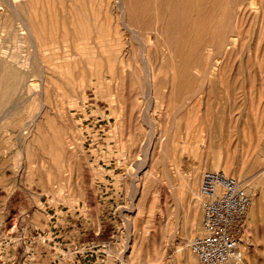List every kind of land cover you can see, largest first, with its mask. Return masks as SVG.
I'll return each instance as SVG.
<instances>
[{
    "label": "rangeland",
    "instance_id": "rangeland-1",
    "mask_svg": "<svg viewBox=\"0 0 264 264\" xmlns=\"http://www.w3.org/2000/svg\"><path fill=\"white\" fill-rule=\"evenodd\" d=\"M29 1H37L39 11L55 1V11L68 19L70 11L64 10L62 1L66 5L70 0ZM236 1L217 0L223 7H234ZM262 1L241 0L237 18L234 8L219 10L214 25L228 33L232 28L238 32L231 36L234 42L225 46L220 63L211 70V59L205 54L216 47L203 40L199 65H183L182 72L178 65L187 58L184 53L179 56L171 50L168 60L162 56L167 42L157 31L165 26L158 12H144L137 0L98 1L106 36L103 57L93 63L71 60L65 75L43 72L35 77L34 96L8 114L7 121L17 123L18 115L29 119L37 113L32 119L38 123L37 117L41 119L47 111L39 127L29 122L31 118H23L22 129L15 123L17 128L9 126L6 118L1 122L5 133L0 129V198H5L0 199V264H146L151 259L152 264H184L177 247L185 240V232L200 233L202 208L199 202L200 222L190 225L185 220L186 207L178 211L167 181L158 177L163 169L176 175L181 168L186 175L197 166L200 189L201 176L210 169L218 149L236 166L251 162L264 150ZM85 2L88 6L89 0ZM129 27L152 35L148 47L144 39L131 38ZM119 30L126 38L121 43L123 62L113 55ZM189 46L190 41L185 48ZM217 48L223 53V46ZM32 63L43 70L64 60L56 55L35 57ZM173 63L176 68L171 70ZM173 71L177 77L171 87ZM151 72L153 89L147 86ZM185 73L191 77L189 82ZM202 81L204 88L199 92ZM42 87L48 90L46 101ZM169 126L174 132L172 149L179 152L170 151L163 158L161 138ZM26 131L32 132L31 138L24 139ZM148 171L155 178L151 188L145 187ZM244 172L248 175L244 185L247 181L257 189L264 185V162ZM12 178L11 186L7 183ZM252 226L246 231L245 247L257 258L249 264H264V205Z\"/></svg>",
    "mask_w": 264,
    "mask_h": 264
},
{
    "label": "bare ground",
    "instance_id": "bare-ground-1",
    "mask_svg": "<svg viewBox=\"0 0 264 264\" xmlns=\"http://www.w3.org/2000/svg\"><path fill=\"white\" fill-rule=\"evenodd\" d=\"M98 1L89 0L88 6L85 0H70V2L66 5L64 4V1H62L64 10L67 9L70 11V13H68L67 19L65 15H59V12L57 10L55 11V1L50 2L48 4V9L42 8L39 11V4L37 1L33 2L29 0H0V124L5 118V120L7 121V118L11 116L12 112H15V110L18 111L19 108L21 109V107L26 104L25 102L29 101V99L34 96L32 94L33 90H35L33 88V81L36 76L41 75L43 72L51 73L52 76L56 75L57 72L59 74L65 75L67 71H69L68 67L71 69V60H74L75 62L93 63L103 57V37L106 38V36L103 32L102 19L99 15L101 10V4ZM137 1L140 4L143 3V6L140 5V7L144 12H146L148 9L155 10L159 13L161 21H165L164 27H157V31L163 34V37L167 42V49L162 51V56L164 59L168 60L169 55H171L172 53L171 50H173L179 56L184 53L187 58L184 59L182 65H178L181 72L185 71L187 66L191 63H196L199 65L201 54H204L201 50V46L203 45L201 42L203 40H208V42L211 43L210 45L216 47L215 51L205 54L211 59V70L213 66L218 65L220 63L219 57L221 55H224V53L227 51L225 46L228 43L234 42L231 36H234L238 32H233L232 28V31L228 33V31L225 32V28H221L219 26L214 25L216 22L217 13H220L218 11L222 9H225V11H231L232 8H234V16L237 18L242 9L240 5L243 2L239 0L236 1L234 7H232L231 5L223 7L221 4H218L217 0ZM30 5L31 9H29ZM191 12L194 13L192 17ZM224 18H226V12L224 14ZM130 21H132V19L128 20V22ZM70 25L73 28H71ZM60 26H64V28L61 30ZM129 29L132 32L131 38L140 37L144 39L148 47L149 41H151L152 39L151 34H149L148 32L144 34L141 30L137 31V29L133 27H129ZM116 34L118 45L113 49V55L114 57L118 58L121 62H123L124 52L121 43H123L126 38L124 37L122 30L116 31ZM3 36L4 38H2ZM226 37L227 39H230L227 42ZM107 41L109 42V39H107ZM189 41L190 46L188 48H185L187 47ZM219 46H223V53H221L220 48H217ZM147 47L145 48V50L147 53H149V48ZM59 48L63 50L59 51ZM24 51H27V54H24ZM56 55L62 58L64 60V63L58 64V66L49 64L47 66H44L45 68L43 70L36 63H32V60L35 57L49 59ZM171 60L175 62L176 56L172 55ZM183 65L186 68L182 67ZM175 68L176 65L173 63V65L171 66V70ZM198 68L200 69L201 67ZM172 73L173 74L170 79V82L171 87H174V85L176 84L175 80L177 74H175L174 71ZM150 75L151 78L148 80L147 86H150L151 89H153L154 87H156L154 80L155 75L153 76V72H151ZM184 77L185 80L189 82V79L191 78L189 73H185ZM165 83L167 85L168 80H166ZM188 86L190 85L188 84ZM42 88L44 95L43 100L46 101L49 97L48 90L45 87ZM203 88L204 86L202 81L200 86L198 87L199 92H201ZM145 90L146 89H143L144 93ZM40 95L42 96V94ZM36 98L33 99L34 102L35 100H37ZM188 100H186V102L191 103V101ZM8 114H10V116ZM41 114V119L37 117L38 123L35 118L32 119L33 116H37V113L36 116L33 113L30 117L31 119L29 118L30 121L26 118L27 116L24 117L18 115V117L21 118L19 120L16 116L12 117L16 118L17 121H19L20 123L22 122L21 124H19V122L15 123L14 118V120L12 119V124L10 120V123L7 124H9V126L11 124V126L13 125V127L15 126V124H17L20 125V128L22 129L25 128V123L22 120L23 118H26L31 124L33 121L39 127V125L45 120V115L47 117L48 113L47 111H45ZM174 117L175 116H171V119ZM0 126L3 125L1 124ZM38 127H36L35 129H37ZM163 127L164 125L162 126L161 123V132H163ZM2 128L3 129H1L0 127L1 131H3L5 127ZM14 128L17 127L15 126ZM172 130L173 127L169 126L168 129L164 131L165 138H161V152L163 158L168 156L170 151L174 152L175 154L179 152V150L177 151L175 149H172L174 142V138L172 137V133L174 132H172ZM37 131L38 130L32 132L36 135ZM26 132V136H23L24 139L25 137H27L28 134L31 135L32 133L31 131L30 133ZM3 133L5 132L3 131ZM21 133H19L20 136L23 134ZM7 134L4 135L7 136ZM13 135L11 137L15 138V135ZM16 135L18 136V133ZM2 137L4 136L2 135ZM184 142L185 141H181V144L183 145ZM189 149L190 151L192 150L191 145H189ZM182 152L183 148H180V153ZM245 159L246 158H244V161ZM252 161L253 163H251ZM252 161L250 162L247 160L246 163L244 162L241 164L242 166H236L237 163L234 162V160H232L231 158H224V156L222 155V151L218 149L213 160L210 162L209 168L222 169L227 173L233 172L237 178L243 181L248 177V175L245 174L250 171L246 170L245 173L244 168H253L254 166H257L260 162H264V150L258 153L256 155V158ZM247 162L251 163L252 166H250L251 164L245 165L247 164ZM232 164H235V166L233 167ZM246 166L249 167L246 168ZM163 167H166L164 163ZM176 172L177 174L175 175L172 172H167L165 169H163V171L158 177V181H167V187L169 188V191L173 196L175 202L178 204V207L176 206L178 208V211H180L181 207H186V222H188L190 225L194 224L197 226L198 222H200L199 220L201 214L199 210V202L201 205V199L199 189L197 188L199 180V167L196 166L189 174L186 175L185 173H183L181 168H178ZM148 173L146 174V176L144 175V179L146 180L145 187L149 186L151 188L155 178L151 174V171H148ZM12 180L13 178L11 179V181H9L11 182V184H9L7 180V184L12 186ZM55 182L59 183V181L56 180ZM164 185L165 184H158V188L164 189ZM57 187L59 189V187L61 186L58 185ZM245 187H247L248 191L253 194V202L245 214V221L243 222V224L239 225L238 228L241 245V256L238 259L229 260L222 264H249V261L251 262L253 257L257 258V255L255 254V252H253L252 249H250V247H245L244 237L246 231L250 228L249 226L253 227L252 225L257 221L259 215L262 212V208L264 205V185L257 189L251 186V184L247 181L245 183ZM11 190H13V188ZM2 198L0 199L2 200ZM196 198H198L199 200H197ZM2 207L0 210H2ZM200 208H202V206H200ZM200 229L202 231V225ZM192 231L194 230H190V233L185 232V240L178 245L177 252L179 256L182 257V261L184 264H203L199 257L191 249L190 241L194 237L192 236ZM248 244L249 246H251V248H253L252 243L248 242ZM147 249H149V247ZM153 262L154 260L151 259L147 261L146 264H152Z\"/></svg>",
    "mask_w": 264,
    "mask_h": 264
},
{
    "label": "built area",
    "instance_id": "built-area-1",
    "mask_svg": "<svg viewBox=\"0 0 264 264\" xmlns=\"http://www.w3.org/2000/svg\"><path fill=\"white\" fill-rule=\"evenodd\" d=\"M202 231L190 241L203 264H222L241 256L239 225L253 202L243 181L222 169H207L199 189Z\"/></svg>",
    "mask_w": 264,
    "mask_h": 264
}]
</instances>
